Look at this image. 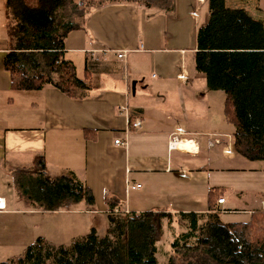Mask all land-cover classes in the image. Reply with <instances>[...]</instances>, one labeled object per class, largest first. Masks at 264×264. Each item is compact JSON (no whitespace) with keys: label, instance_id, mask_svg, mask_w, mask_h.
I'll use <instances>...</instances> for the list:
<instances>
[{"label":"crops","instance_id":"1","mask_svg":"<svg viewBox=\"0 0 264 264\" xmlns=\"http://www.w3.org/2000/svg\"><path fill=\"white\" fill-rule=\"evenodd\" d=\"M225 5L245 9L264 26V0H225ZM206 18L204 0H174L170 13L127 2L91 8L83 27L68 33L64 58L75 65L77 77L88 69L97 83L84 97L73 98L51 85L37 91L10 88L2 63L10 48L2 1L0 173L33 166L42 155L49 175L72 172L95 201L94 210L83 203L63 210L88 217V223L78 216L53 227V221L40 225L37 218L58 212L16 190L14 197L0 192V249L11 254L8 258L37 237L56 244L86 234L98 217H106L108 194L124 212L204 213L209 190L221 189L224 201L213 197L210 203L224 223H248L253 212L264 210V160L226 152L233 128L223 116L225 94L208 89L205 75L195 71L197 26ZM133 110L140 120L134 128L129 124L134 116L128 115ZM177 126L192 146L169 149ZM173 229L164 233L181 231Z\"/></svg>","mask_w":264,"mask_h":264},{"label":"trees","instance_id":"2","mask_svg":"<svg viewBox=\"0 0 264 264\" xmlns=\"http://www.w3.org/2000/svg\"><path fill=\"white\" fill-rule=\"evenodd\" d=\"M207 18L196 31L194 67L205 75L207 88L225 94L223 116L233 128L232 146L249 160H264V26L243 8H229L225 0H204ZM127 2L170 13L174 0H4L10 48L3 67L10 88L37 91L51 85L82 98L95 83L88 69L83 78L64 58L68 33L83 27L87 12L107 3ZM13 185L20 197L46 211H63L83 203L95 209L92 191L72 172L51 176L44 157L33 166L17 168ZM221 189L209 190L207 212H124L117 197L108 194V229L94 227L66 245H52L37 237L14 258L0 264H158V242L176 220L172 253L164 264H264V210L248 223H224L210 203Z\"/></svg>","mask_w":264,"mask_h":264},{"label":"rangeland","instance_id":"3","mask_svg":"<svg viewBox=\"0 0 264 264\" xmlns=\"http://www.w3.org/2000/svg\"><path fill=\"white\" fill-rule=\"evenodd\" d=\"M2 1L0 0V11H1V6H2ZM28 1H33V0H28ZM94 83H97L95 80L93 81ZM258 162V161H256ZM0 192L4 193L6 196H10V197H14L15 195V188L13 185V174H6V173H0ZM82 204V202H81ZM58 213L55 214H50V215H43V216H39L37 218V221L40 225H44V224H48L51 221H53V227L56 225H66L69 222H71L72 220H76V218H78V216H82L81 218L83 220H85V222H89V218L85 217L83 215H75L74 214H66L64 213V211H56ZM96 224H95V229L97 231V233L99 235H104L109 227L108 222H107V218L100 216L96 219ZM175 232H177V230H182L181 228H178L177 226V221H175L174 223V227ZM166 231V229H165ZM174 235L170 232H165L162 236V238L160 239V241L158 242V249L159 252L156 254V258H157V262L158 264H164L167 262V259L169 257V255L172 253V248L170 246V243L173 239ZM52 240V239H51ZM49 242V241H48ZM70 242V238H66L63 241H58L55 242L56 244L52 242L49 243H53L52 245H66ZM58 243V244H57ZM18 252H15L13 255H17ZM11 255L10 253H7L4 249H0V262L3 260H8V256Z\"/></svg>","mask_w":264,"mask_h":264},{"label":"built area","instance_id":"4","mask_svg":"<svg viewBox=\"0 0 264 264\" xmlns=\"http://www.w3.org/2000/svg\"><path fill=\"white\" fill-rule=\"evenodd\" d=\"M122 54H118V56H121ZM179 79H183L185 76L183 73L179 74ZM128 113V112H127ZM133 114L131 116H134V120L131 121L129 120V124L131 125V127H137L140 125V120L137 118V115L139 114L136 110L133 111H129V114ZM186 132L183 130V128L181 126H177V128L174 130V132H172L169 136V141H168V147L169 149L171 148H175L178 144L182 145H187L190 143V145H193L192 139H189L187 137H185ZM218 142V139H215ZM115 143H119V144H125V141H121L119 139L115 140ZM233 150V146L232 144L228 143L226 146V152L227 153H231V151ZM184 174V173H183ZM224 201L223 197H219L217 199L218 203H222ZM4 207V203L3 200L0 198V209H2ZM262 208L264 209V203L262 204Z\"/></svg>","mask_w":264,"mask_h":264},{"label":"bare ground","instance_id":"5","mask_svg":"<svg viewBox=\"0 0 264 264\" xmlns=\"http://www.w3.org/2000/svg\"><path fill=\"white\" fill-rule=\"evenodd\" d=\"M183 146H184V147H190L191 145H190V143H189V144H187V145H182L181 147H183ZM184 147H183V148H184Z\"/></svg>","mask_w":264,"mask_h":264}]
</instances>
